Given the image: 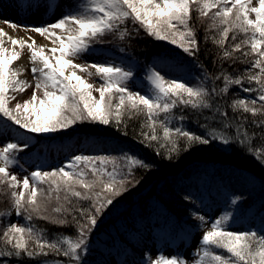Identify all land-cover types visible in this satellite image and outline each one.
Here are the masks:
<instances>
[{
    "label": "snow or ice",
    "instance_id": "1",
    "mask_svg": "<svg viewBox=\"0 0 264 264\" xmlns=\"http://www.w3.org/2000/svg\"><path fill=\"white\" fill-rule=\"evenodd\" d=\"M36 6L45 8L46 12L60 7L58 0H40ZM193 13L201 24L204 18L210 21L203 41L197 38ZM252 14H255L254 18ZM2 23L12 29H23L47 37L53 46L46 53V46L37 45L34 39L29 43L13 38L0 27V138L16 141L6 142L0 147V191L7 187L11 197V209L0 212V218L5 220L0 233V264H9L8 257L37 258L49 254L63 256L67 264H86L91 234L99 218L113 205L115 197L133 186L128 177L134 174L135 169L147 172L154 167L146 160L125 152L119 157L77 154L51 170H43L44 165L41 164L22 179L10 171L13 166L26 171L20 163V153L34 150L39 156L47 147L42 138L65 131L77 123L114 125L119 130L125 112H143L150 131H141V142L153 148L157 155H161L160 148H166L165 158L171 159L173 154L194 146H206L213 142L225 146L237 143L264 167V159L261 158L264 157V0H258L257 5L253 4V0H77L68 4L67 10L54 22L45 21L39 26L8 20ZM129 23L133 25L131 31L127 27ZM141 29L155 40L177 46L193 58L194 64L201 69L200 76L193 78L195 85L185 83L183 75L166 79L157 70V65H168L167 54L160 55L154 64L146 67L145 94L129 90V82L136 84L131 66H115L111 60L92 64L75 62L82 55L90 54L92 45L105 43L106 35L121 40L131 39L133 33L139 35ZM211 30L218 33V38L208 35ZM230 33L232 42L226 47ZM241 33L246 38L237 42ZM5 37L13 46L11 50L4 46ZM209 40L218 48L212 60L213 66L218 69L215 73H209L198 59L201 42L206 45ZM17 46L30 50V69L12 67L21 57ZM245 47L247 50H244ZM225 63L229 67L238 63L247 67L234 78L224 68ZM29 70L34 83L20 79ZM78 73L101 78V86L95 89L99 92V99L93 96V85ZM218 81L222 82V86H218ZM245 81L247 87H244ZM233 85L239 86L241 92L256 95L250 99H234L228 104L226 94ZM30 87L33 89L31 97L21 100L20 96ZM37 92H42V98ZM13 100L14 107H9V102ZM226 105L234 114L232 117ZM178 106L181 111L190 108L194 114L203 117L205 123L195 122L204 128V136L184 130L186 117L183 115L178 118L171 115ZM205 110L211 115L204 116ZM161 113L165 114V120L159 122L164 143L153 147L152 142L159 140L156 118ZM248 113L253 117L251 121L245 115ZM172 120L181 126L169 127ZM249 122L260 131L250 135L245 127ZM211 123H216L220 129L209 127ZM229 131L232 135L228 134ZM256 138L262 143L254 148ZM180 140L185 145L183 149L178 146ZM117 160L123 161L119 171ZM109 163L114 165L112 170L105 167ZM89 169L95 177L92 180L86 179ZM97 184L110 195L93 194ZM40 185H46L47 192ZM76 187L85 190L84 193L77 191ZM61 191L87 201L88 206L74 207L66 195L67 206L53 209L59 215H44L47 201L53 193L59 201ZM185 199L194 203L191 194ZM242 199L233 197L231 204L235 206ZM13 212L17 221H25L24 225L10 220ZM192 215L200 222V227L207 224L204 216ZM36 219L60 227L71 224L76 230L75 237L53 234L49 241L46 230L33 223ZM233 219V213L226 211L211 222V230H205L201 239L203 254L195 264H204L206 258H210L213 264H264V218L257 230H226ZM30 241L34 242L35 250L29 247ZM209 246L224 249L230 255L227 258L214 255ZM41 264H49V261L42 260ZM52 264L65 262L53 261ZM146 264H186V260L176 253L171 258L159 255L152 260L149 257Z\"/></svg>",
    "mask_w": 264,
    "mask_h": 264
},
{
    "label": "trees",
    "instance_id": "2",
    "mask_svg": "<svg viewBox=\"0 0 264 264\" xmlns=\"http://www.w3.org/2000/svg\"><path fill=\"white\" fill-rule=\"evenodd\" d=\"M209 15H211V13ZM193 21L196 22L197 26V38L198 40L203 41L205 28L208 24H210V21L207 18H204L203 24H201L196 19V13H193ZM127 27L131 31L133 25L129 23ZM208 35L216 36L218 38V33L215 30L209 31ZM245 38L244 34L241 33L237 37V42ZM104 40L107 42V45H100L108 47L109 52L113 51L111 53L124 61L127 66H131L134 72L135 80L143 79L146 75V67L154 64L157 57L162 54H167L169 64H173L171 61H175V64H182L183 62L188 65L189 72H192L196 75V77L200 76L201 69L194 64L193 58L183 53V51L177 47L168 45L164 41L155 40V38L148 36L142 29L140 30L139 35H135L133 33L131 39L126 38L121 40L113 35H106ZM231 42L232 39L230 33L225 46L227 47ZM121 49H123V51ZM244 50H247V48L245 47ZM173 51H175L178 55H174ZM217 52L218 48L212 40H209L206 45L201 42L198 59L209 73H215L218 70L212 63L213 56ZM234 55L239 56L240 54L235 53ZM177 56H179V60L175 59ZM158 67L159 65H157V68ZM246 67L247 65L242 63H238L232 67H229L228 63L224 64V68L227 69L228 73L234 78L238 76ZM193 78L194 77L185 78L184 82L188 83L189 86H193L196 83V80ZM217 84L218 86H222V82L220 81H218ZM247 86L248 83L245 81L244 87ZM255 95L256 93L249 94L241 92L239 86L233 85L226 94V100L227 103L230 104L234 99H250ZM257 104H259V101ZM226 110L228 111L230 117L234 115L231 109L227 108V105ZM171 115L177 118L181 115L186 117L183 124L184 130L200 136L205 135L204 128L198 126L195 122L196 120H199L201 124L205 123L203 117L194 114L190 108H185L181 111L178 106L172 110ZM203 115L210 116L211 113L205 110ZM245 115L248 117L249 121L253 119L250 113ZM162 120H165L164 113L157 117V125L159 128L156 130V135L159 137V140L152 142L153 147H159L160 144L164 143L161 130L162 127H160L159 124ZM88 125L89 124H84V122L82 124H76L65 131L52 134L51 137H48V142L42 141L47 147L44 150V154L46 156L44 159L39 160L40 164H46L51 161L50 152L52 144L56 148H59V140H61L60 142L65 145V139L71 137L66 136V134L79 132V135L85 136L81 141L83 150H80L79 154L119 157L126 152L140 159H144L148 163L154 165V167L147 172L141 169L134 170V174L130 177L137 175L138 178L135 180L133 179V186H130L129 190L125 191L127 192V196L123 200H120V206H118L117 210H115V208L112 211H108V214H104L99 218L100 220H98L97 227L91 234V237L97 232L102 233L101 231L109 226L112 228L115 224L122 225L124 222L130 224L132 222L130 212L132 209H136L137 207L145 211L144 215H147L149 224L158 227L155 229L156 231H164V234L161 235L163 236L162 238L177 237L178 233L187 229L183 222L185 215H191L193 213L199 215L201 210L212 208V206L216 204L219 197V189L228 194V197L230 196L229 199H232L233 197L243 198V202L240 204L237 203L238 212L235 214L236 211H232L234 219L230 222L229 226L234 227V223L242 219V221L246 224L241 225V228L236 231H247L249 229L257 230L261 228L262 218H264V167L261 166L253 155L248 154L245 151V148L241 147L239 144L232 143L225 146L218 142H213L212 144L206 146L201 145L191 147L187 151L182 150L179 154H173L171 159H167L164 155L166 148H160L161 155H157L153 148H150L146 146L145 143L141 142V131H150L147 127V117L141 112H125L119 130H117L114 125L104 126L99 123ZM168 126L175 128L181 125H179L176 120H172ZM209 127L217 128L218 130L220 129V126L216 123H211ZM245 127L250 135L260 131L250 122L247 123ZM125 133L127 134L125 135ZM228 134L232 135L231 131H229ZM53 139L57 140L52 142ZM261 143L262 141L259 138H256L253 142V147L255 148ZM178 146L181 149L185 147L182 140L179 141ZM26 152H30V150ZM261 158L264 159V157ZM40 164H38V166ZM55 167L57 166L54 165L52 168ZM208 175L210 177V183L205 187L204 184H202L197 190L195 189L192 181L189 180L196 176V179H199ZM215 178L217 179V182L214 181ZM86 179L90 180L91 176H86ZM136 180H139V183H135ZM39 187H44L45 192L47 191L46 185H40ZM81 189L82 188L80 187H76L77 191ZM94 193L105 194L100 185L98 188H94L93 194ZM189 194H191V200L194 201V203L185 199V197ZM229 199L225 202L226 205L224 204L220 208L222 209V213L220 215L226 211H230L231 201H229ZM10 202V192L6 187L3 191H0V212H5V209ZM71 202L74 207L88 206L87 201H83L80 198L73 196L71 198ZM64 204H66L65 201ZM55 205L56 203L53 206ZM108 208H112V205ZM105 211H107V209ZM57 215L59 214L52 211L51 216ZM68 219L71 220V216H68ZM187 219L188 221L193 220L191 218ZM3 222H5V220H2V223ZM33 223H35L37 227L46 230L49 241H51L53 234H66L70 237H75L76 234L75 227L71 224L60 227L41 219H36ZM24 224L25 221L23 220L22 225ZM2 230L3 228L1 229L0 224V233H2ZM148 239L149 238H144L145 244L148 243ZM132 241L133 240L130 237H123L122 234H120L117 238L112 239L111 242L104 243L106 246L98 244V246L92 250V253L100 256H106L110 253H114L117 255V258L123 261L125 257L130 254H134L138 249V247H136L137 245L135 244L136 246H134ZM0 246H2V237H0ZM29 247L35 250L34 242L30 241ZM209 250L214 255H223L226 258L230 255L226 250L217 249L215 246H209ZM92 253L89 254V256L92 255ZM202 254L203 252L201 251V255ZM92 256L95 258L94 255ZM87 257L88 255L85 257L86 262L88 261ZM7 259L9 264H41V261L45 259L49 261V264H52L53 261H64L65 264H67L66 258L63 256L56 257L52 254H49L47 257H22L19 259L8 257ZM204 264H213V261L210 258H206L204 260Z\"/></svg>",
    "mask_w": 264,
    "mask_h": 264
},
{
    "label": "rangeland",
    "instance_id": "3",
    "mask_svg": "<svg viewBox=\"0 0 264 264\" xmlns=\"http://www.w3.org/2000/svg\"><path fill=\"white\" fill-rule=\"evenodd\" d=\"M40 2V0H0V27H3L6 32H8L9 36L16 38V39H24L27 40L29 43L31 40H35L37 45L40 46H46V53L48 52V49H50L53 45L51 41L47 37H42L39 34L32 33V32H25L23 29H12L8 25H5L2 23L3 20H8L13 23H22L27 26L36 25L39 26L42 24V22H54L55 19L60 18L64 11L67 10V5L71 3L77 2V0H58V4L60 5L59 8L54 9L52 12H46V9L43 7L38 8L36 5ZM253 4L257 5L258 0H253ZM255 17V14H252V18ZM168 45V42H166ZM102 44H106L102 43ZM99 45V46H95ZM5 47L11 48L13 47L8 41L7 37H5ZM173 47H177L174 45H171ZM92 52L90 54H84L78 59L75 60L76 63L81 64H92V63H99L104 62L105 60H111L115 66H125L127 67V64L119 59L116 55H114L113 51L109 52L108 47H103L100 44H94L91 46ZM178 48V47H177ZM17 51L21 53V57L19 60L15 61L12 65L13 68H20L23 66L26 69H30L31 65L29 63L30 61V50L25 47L23 49H20L17 46ZM174 52V55H178ZM50 54V53H49ZM185 56V55H183ZM175 59H180L179 56L175 57ZM175 61H171L173 63L172 65L168 63L167 66H160L157 68V70L161 71L162 75H165L166 79H173L177 78L178 76L183 75L185 78L188 77H196L192 72L188 71V65L184 64H178L174 63ZM94 71V70H93ZM80 75H83L84 79L89 83L93 85V96L96 97V99H99V92L95 91L96 88H99L102 84L101 78H99L96 75L89 76L86 73H78ZM20 79L27 80L29 83H34L33 76L29 71L25 72ZM146 84L143 79L136 80V84L133 85L131 82H129V90L130 91H140L141 94H145ZM33 92V89L30 87L27 89L25 93H23L20 96L21 100H27L31 97ZM37 95L42 98V92H37ZM15 101L9 102V107H14ZM143 113V112H141ZM144 114V113H143ZM162 114V113H161ZM157 119V118H156ZM82 124V123H77ZM84 124H95L90 122H84ZM88 125V126H89ZM159 128V126H156V130ZM174 129V128H173ZM162 134H163V129ZM79 132L66 134V136H71L69 138H66L65 145L60 142V147L56 148L52 144L51 152H50V158L51 161L42 164L44 165V169L50 170L54 165L57 167L62 165L68 157L74 156L79 154L80 150H83L81 141L84 139L85 136L79 135ZM52 136V135H51ZM50 136V137H51ZM57 139H53L52 142H54ZM42 141L48 142V137L42 138ZM6 142H16L12 140L11 138L3 139L0 138V147H3ZM19 156L21 157L20 163L23 165V168L26 171H20L19 168L13 166L10 168V171H12L14 174L18 176L19 179H22L24 175L30 173L31 171H34L38 164H40L39 160L45 158L44 151L37 156L36 152L34 150H30V152H23L20 153ZM123 161L117 160L116 161V167L119 171L120 167L122 166ZM41 165V164H40ZM113 164L109 163L105 165L109 170H112ZM83 167V166H82ZM88 175L87 177L91 176V179H94L90 173V169L87 170ZM119 179V176L117 177ZM138 178L137 175L134 177H128L130 180H135ZM196 177L191 178L189 180L192 181L195 189L201 187L202 184H204V187L210 183V177L203 176L199 179H196ZM215 182H217V179H214ZM99 184L96 185L98 188ZM6 188V187H5ZM44 188V187H43ZM45 189V188H44ZM19 190V189H18ZM81 192H84L85 190L81 189L79 190ZM47 192V191H46ZM104 195H110V193L104 192ZM134 193V192H133ZM132 193V194H133ZM83 194V193H82ZM125 194V195H124ZM127 192H123L120 196L115 197L114 203L112 205V208H107V211H105L102 216L105 214H108V211L117 210L118 206H120V200H123L127 195ZM68 196V199L71 200L72 196L70 193H65L64 191H61L59 193L60 200L58 201L56 199V194H52V198L47 201L46 203V210L44 211V215H48L51 217L52 209H54L57 206L60 205H66L64 204V197ZM218 199L216 201V204L212 206V208L203 209L199 213V215H202L205 217V220L207 221V224L204 227H200V222L193 217V215H185V218L183 219L185 227L187 228L185 231H182L181 233H178L177 237L173 238H162L164 234V231H156L157 226H152L148 223L147 215H144L145 211L141 208L137 207L136 209H132L130 212V217L132 219V222L129 223H122V225L115 224L114 227L111 228V226L105 228L103 231L97 232L90 238V252L92 253V250L99 245L106 246L104 243L111 242L112 239L117 238L118 235L122 234L123 237L131 238L133 241V245L138 247L136 252L134 254H130L129 256L125 257L123 261H121L119 258H117V255L114 253H110L106 256H100L98 254L92 253V255L95 256V258L88 254L87 262L86 264H146L147 259L150 257L152 260H155L158 258L159 255H166L169 258H171L172 255L179 253L182 258L186 260V264H195V261L199 259V256H201V251L203 246L201 245V239L203 236V233L205 230H211V222L214 219L219 218L220 214L222 213V209H220L227 199L228 194L223 192L221 189L218 190ZM64 200V201H63ZM63 201V204H62ZM231 201V199H229ZM228 201V202H229ZM66 202V201H65ZM243 202V200H240L238 203L240 204ZM56 203L55 206H53ZM53 204V205H52ZM52 205V206H51ZM226 205V204H225ZM238 204L232 205L230 211L235 212V214L238 212ZM11 209V202L8 204L7 208L5 209V212L9 211ZM109 209V210H108ZM144 215V216H143ZM101 216V217H102ZM193 219L192 221H188L187 218ZM3 218L0 219L1 229L4 228L5 222L2 223ZM11 221L17 222L18 224L22 225L23 219H20L17 221V217L15 216V213L13 212L12 216L10 217ZM100 220V219H99ZM189 222V223H188ZM244 223V224H243ZM235 226H229L228 229L230 231H236L237 229L241 228V225H245L246 223L244 221L239 220L238 222L234 223ZM139 228V229H137ZM125 233V234H123ZM160 234V235H159ZM97 236V237H96ZM144 236V237H143ZM74 238V237H73ZM144 238H149L148 243L145 244ZM161 238V239H160ZM160 239V240H159ZM136 244V245H135ZM112 245V244H110ZM199 251V255L197 254ZM86 259V258H85Z\"/></svg>",
    "mask_w": 264,
    "mask_h": 264
}]
</instances>
